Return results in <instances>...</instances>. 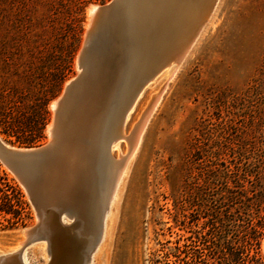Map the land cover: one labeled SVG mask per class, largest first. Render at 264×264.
<instances>
[{
	"label": "rangeland",
	"instance_id": "obj_1",
	"mask_svg": "<svg viewBox=\"0 0 264 264\" xmlns=\"http://www.w3.org/2000/svg\"><path fill=\"white\" fill-rule=\"evenodd\" d=\"M108 1L0 0L3 141L28 147L48 139L51 104L78 71L89 8ZM217 1L177 71L169 79L165 68L157 73L124 122L129 136L161 91L120 179L105 239L88 264H148L151 249L176 241L184 244L185 264H222L207 242L211 232L198 192L206 166H215L225 149L264 145V0ZM127 144L125 138L117 140L113 154L124 156ZM0 198L16 213L0 214L2 253L18 247L35 214L23 187L1 162ZM34 244L27 247L28 257L41 264L46 253L39 249L34 255ZM259 256L254 261L244 252L240 264H264V230Z\"/></svg>",
	"mask_w": 264,
	"mask_h": 264
},
{
	"label": "water",
	"instance_id": "obj_2",
	"mask_svg": "<svg viewBox=\"0 0 264 264\" xmlns=\"http://www.w3.org/2000/svg\"><path fill=\"white\" fill-rule=\"evenodd\" d=\"M149 2L109 0L97 6L78 52L80 70L64 86L55 103L47 142L25 149L8 148L0 142V162L25 190L36 217L34 224L23 229L25 237L19 247L12 253L0 255V263L13 257L21 264L23 249L35 238L42 237L40 231L52 218L59 228L72 230L90 217L89 204L99 192L96 189L100 170L97 147L103 138L104 121L114 106L115 94L126 77L135 49H141L154 33V11L150 10ZM89 76L93 83L83 91L80 84ZM118 79L120 86L113 84ZM105 84L110 85V92L103 98L102 107H94L95 101L97 106L100 104L96 98L99 93L104 94ZM76 94L80 103L78 110L71 113L69 121H62V116L70 114V102L75 100ZM105 152L106 155L107 149ZM68 207L76 217L62 224L59 216ZM94 245L78 248L82 254L80 264L88 262ZM51 260L49 257L45 264H50Z\"/></svg>",
	"mask_w": 264,
	"mask_h": 264
},
{
	"label": "bare ground",
	"instance_id": "obj_3",
	"mask_svg": "<svg viewBox=\"0 0 264 264\" xmlns=\"http://www.w3.org/2000/svg\"><path fill=\"white\" fill-rule=\"evenodd\" d=\"M216 1L217 0H150L148 6L150 7V10L154 11L152 14V19L154 21V33L152 35V39L143 44L144 46L141 48L142 52L141 49H135L134 57H132L130 61L131 63L129 70L121 86L118 84L119 79L117 80V83L116 81L113 83L114 85L118 84L120 88L115 94L116 96L114 106L111 109L107 119L104 121L105 130L103 131V138L100 136L101 138L97 147L99 159L98 167L100 170L96 189H98L99 192L96 194V197L91 202V204H89L90 217H88L87 221L84 220L83 222H79L77 227L72 230L59 228V226L55 225L56 222L53 218L52 220L47 221L46 226H44L40 231L42 237L35 238L23 249V252L20 256L21 264H34L28 257V253L31 250L27 253V247L33 242H35L34 246L32 247V253L34 255H37L39 249L46 253V260L41 264H45L49 257L52 258L50 264H80L82 260V254L79 253L78 248L82 246L86 248L95 244L89 256L88 262L92 260L93 256L95 255L94 252L98 251L99 245L102 244L103 240L105 239L108 225L110 226L111 219L109 218V215L112 210V202L115 201V198L118 194L120 179L125 173L127 163L130 162L136 148L138 147L149 116L154 111L156 105H158L157 103L159 101L161 91H159L154 96V98L150 100L151 102L147 105L140 120L136 123V125H134L133 131L131 134L129 133V136L124 135V122L133 108L135 101L139 97L142 88L157 73L165 68V74L168 75L167 77L169 79L177 71L180 64L182 63V60L188 54L186 53L187 48L190 46L194 35L196 32L200 31L203 25H205L204 23L207 20L206 15L212 11V9L213 12L216 10ZM218 2L219 1H217V3ZM214 4L216 5L215 7H213ZM97 6H99V4L91 5L89 8L86 30L89 27L91 15ZM77 64L78 73L80 67L79 63ZM131 74H133V77ZM89 79L90 76L88 77V80L86 78V81H83L80 84L81 88H83V91L92 85L93 82ZM69 80L66 81L65 85L69 82ZM109 86V84H105L103 86L102 91L104 94L101 95L99 93L96 98V100L100 101V104L98 103L99 106H97V101H95L96 103H94V105L96 106L94 107H102L104 103L103 98H107L108 93L110 92V88H108ZM75 96L77 97L78 94ZM58 97L51 104L52 114L49 124L47 125L48 139L50 137L53 111L55 109V103ZM76 97L74 101L70 102L71 110L68 112L70 114H65L62 116V121H69L72 116L71 113H73L75 110H78L80 103L78 102V97ZM65 108L67 113V110L69 109L68 105L65 106ZM120 138H125L127 140V152L125 155L123 154L124 156H115V154H113V150L117 146V140ZM47 140L41 145L45 144ZM0 142L5 147L15 149L36 147H18L16 145L6 143L1 137ZM60 148L61 150L65 151L63 146H60ZM106 149L107 154L105 155ZM81 165H84V162H82ZM50 182H48L49 186L52 184ZM74 217H76V213L73 212L71 207H68L60 214L59 221L62 224H67L71 219H74ZM35 220L32 224L35 223ZM24 237L25 236L23 235L22 241L24 240ZM20 243L21 241L18 242V247ZM17 248L4 251L0 253V255L12 253ZM88 262L86 264H88ZM0 264H17V262L12 257V259L7 258L6 260H3Z\"/></svg>",
	"mask_w": 264,
	"mask_h": 264
},
{
	"label": "trees",
	"instance_id": "obj_4",
	"mask_svg": "<svg viewBox=\"0 0 264 264\" xmlns=\"http://www.w3.org/2000/svg\"><path fill=\"white\" fill-rule=\"evenodd\" d=\"M24 143L30 144L32 140ZM228 149L215 166H206L203 188L197 194L205 224L211 232V240L207 242L219 252L217 257L222 264H240L244 252L257 261L260 259L259 240L264 230V145L239 143ZM196 158H200L198 154ZM0 199V214L15 215L11 206ZM182 222L184 225V219ZM229 233L232 239L228 238ZM162 260L165 264H185L184 244L176 241L175 245L149 251L148 264Z\"/></svg>",
	"mask_w": 264,
	"mask_h": 264
}]
</instances>
